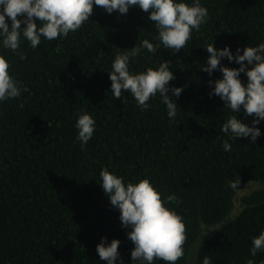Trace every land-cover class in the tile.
Returning <instances> with one entry per match:
<instances>
[{
    "label": "trees",
    "instance_id": "1",
    "mask_svg": "<svg viewBox=\"0 0 264 264\" xmlns=\"http://www.w3.org/2000/svg\"><path fill=\"white\" fill-rule=\"evenodd\" d=\"M200 4L208 9L207 23L199 33L193 29L180 52L162 45L155 54L142 49L129 63L130 72L139 74L171 61L175 79L168 94L172 87L184 89L174 97L173 119L159 93L142 110L130 92L122 96L125 104L111 92L115 56L144 39L158 42L150 13L138 7L121 16L94 6L78 31L52 41L41 37L35 49L22 38L24 60L4 49L0 36L10 74L28 88L0 102V264H107L96 250L102 238L107 244L120 241L118 264H133L131 228L122 226L119 210L101 186L104 168L126 184L149 179L166 207L183 217L187 241L177 264H202L205 255L212 264H247L249 259L264 264V251L251 256L253 238L264 232V121L257 125L261 136L255 144L251 137L230 139L231 133L221 129L236 113L219 96H209L214 88L209 80L223 74L200 70L209 44L218 50L230 47L235 55L237 48L264 43V0ZM221 65L240 67L227 58ZM240 79L247 83L245 73ZM85 111L96 123L82 149L76 123ZM237 116L252 126L254 117L243 106ZM226 139L230 152L222 146ZM237 176L241 183L232 189L229 181ZM170 195L176 202L167 201Z\"/></svg>",
    "mask_w": 264,
    "mask_h": 264
},
{
    "label": "clouds",
    "instance_id": "2",
    "mask_svg": "<svg viewBox=\"0 0 264 264\" xmlns=\"http://www.w3.org/2000/svg\"><path fill=\"white\" fill-rule=\"evenodd\" d=\"M94 6L105 9L109 14L118 11L121 16L126 15L133 6L150 13L148 19L154 22L158 31L154 38L158 42L153 44L144 39L135 47L115 56L112 70L109 72L111 92L116 100H121L124 104L126 100L122 99V96L130 92L142 110H147L150 107L147 102L159 93L161 102L167 107L168 117L175 118L178 104L174 97H179L184 89L172 87V95L168 94L169 83L175 79L169 67L171 61L160 63L156 70L149 67L146 72L139 74L130 72L129 63L140 55L142 49L155 54L162 45L164 49L174 50V54L180 52L192 38L193 29L199 33L201 25L207 23L208 9L201 6L200 0H194L191 5L183 0H0V36L3 37V48L12 50L24 60L27 57L20 50L22 38L29 41L35 49L40 45L41 37L49 41L61 36L67 37L70 32L75 33L89 20L93 15ZM7 19L11 20V26ZM206 51L209 57L206 66L200 70L207 72L209 76L217 69L223 74L222 79L214 82L209 80L210 85L214 83L209 96H219L225 102V108L236 113L227 118L222 132H230L232 140L251 137L252 143L255 144L261 136L257 125L264 121V43L256 47L237 48L235 55L230 47L218 50L214 44H209ZM241 51L243 54H240ZM222 58H227L229 62L235 61L240 67L222 66ZM249 65L253 67L249 68ZM11 66L6 57L0 54V102L18 98L22 91H28L26 86L22 89L20 82L10 74ZM241 73L247 76L246 84L240 79ZM241 106L247 116L254 117L252 126L238 118ZM19 107L23 108V103ZM95 123V119L86 111L78 116L76 139L82 149L93 138ZM222 146L224 151H231L232 145L227 139L223 141ZM100 178L101 186L111 205L120 212L122 226L131 228L127 235L134 244L131 251L133 264H153L154 260L177 264L184 256L186 224L181 215L166 207L162 193L147 178L126 184L123 177L117 176L107 168L100 172ZM240 183L241 180L237 176L235 181H229V186L237 189ZM176 200L175 195L167 197L168 202ZM119 245L120 241L117 239L107 244V238H102L96 249L100 259L107 261V264H118ZM252 245L253 257L264 251V232L253 238ZM119 264H123V261H119ZM202 264H212L207 255L203 257ZM247 264H254V260H247Z\"/></svg>",
    "mask_w": 264,
    "mask_h": 264
}]
</instances>
